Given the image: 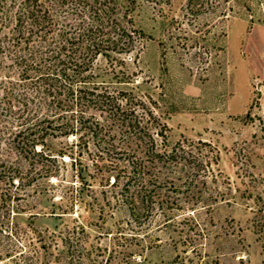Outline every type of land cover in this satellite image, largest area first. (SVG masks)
<instances>
[{
  "label": "rangeland",
  "instance_id": "obj_1",
  "mask_svg": "<svg viewBox=\"0 0 264 264\" xmlns=\"http://www.w3.org/2000/svg\"><path fill=\"white\" fill-rule=\"evenodd\" d=\"M182 3L135 9L149 37L117 85L147 96L168 143L199 160L185 166L191 189L170 187L136 216L114 199L59 216L52 202L74 181L65 154L61 186L51 176L42 195L0 206V264H264V0H221L194 21Z\"/></svg>",
  "mask_w": 264,
  "mask_h": 264
},
{
  "label": "trees",
  "instance_id": "obj_2",
  "mask_svg": "<svg viewBox=\"0 0 264 264\" xmlns=\"http://www.w3.org/2000/svg\"><path fill=\"white\" fill-rule=\"evenodd\" d=\"M144 1L172 2L0 0V206L5 211L13 210L27 189L42 195L44 182L56 184L51 176L61 186L65 154L74 181L59 204L52 202L50 211L57 207L59 216L71 212L75 202L94 211L112 199L136 216L161 207L170 187L191 189L193 174H186L185 166L199 160L194 162L179 140L168 143V126L147 96L117 85L130 82L128 62L137 60L149 37L134 18ZM220 4L182 3L193 21ZM70 135L71 143H58ZM95 184L107 189L97 191Z\"/></svg>",
  "mask_w": 264,
  "mask_h": 264
}]
</instances>
